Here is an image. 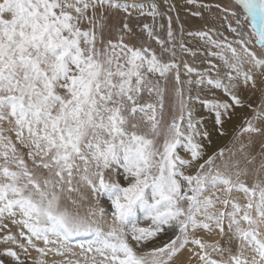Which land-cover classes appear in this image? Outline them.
<instances>
[{"label": "snow or ice", "instance_id": "1", "mask_svg": "<svg viewBox=\"0 0 264 264\" xmlns=\"http://www.w3.org/2000/svg\"><path fill=\"white\" fill-rule=\"evenodd\" d=\"M233 4L215 7L235 20L241 51L195 33L221 50L213 55L224 75L183 65L195 83L227 97L202 101L220 135L244 107L238 82L255 89V71L264 84V0ZM108 9L159 15L154 3L136 0H0V257L27 264L32 249L34 264H47L48 254L63 257L53 264H176L186 249L196 264H264V104L234 131L233 140L248 137L239 157L220 148L205 158L198 138L208 133L192 119L182 84L193 81H181L175 46L148 24L160 56L127 43V23L105 40ZM255 137L253 155L245 149ZM82 189L106 198L110 213Z\"/></svg>", "mask_w": 264, "mask_h": 264}, {"label": "rangeland", "instance_id": "2", "mask_svg": "<svg viewBox=\"0 0 264 264\" xmlns=\"http://www.w3.org/2000/svg\"><path fill=\"white\" fill-rule=\"evenodd\" d=\"M129 2H131V0H129ZM136 2L145 3L149 6L154 3L159 15L155 17L146 14L140 15L138 10H130L131 15H128L121 10L108 9L104 21H102V23L106 25L104 30L105 40L117 39L119 30L124 23H127L131 30V35L126 37V42L137 46L143 44L144 46L151 48L158 56H160L162 54L161 45L157 43L155 39H150L147 33L143 30V25L148 24L153 28L154 35L159 37L160 40L165 41L166 47L171 48L174 45L176 52L175 59L181 67V81H187L188 79L193 81L190 85L182 84V87L185 89V95L191 97L188 101V106L192 112V119L194 122L198 123V127L202 132L206 131L208 133L207 138H198L199 142L203 144L205 158L207 155H211L220 148L229 150L225 153L226 157L231 151H235L237 157H239L241 155L239 151L240 143L243 142L247 144L248 137L243 136L238 141L233 140L234 131L244 118L253 115V108H257L264 104V92L261 91V89L264 88V84L261 83L259 73L255 71L253 72L257 80V87L255 89H253L251 85L245 86L242 80L238 82L234 91L244 102V107H237L235 109L233 118L225 122L224 132L226 134L220 135L214 125V115L203 106L202 101L211 98L227 99L223 90L215 89L207 84H197L195 83V74H192L189 77L185 75L183 71L184 63L196 68L198 71H208L214 78L216 77L217 70H219L221 76L227 71L221 57L213 55V53L220 52L221 50L215 48L200 36L195 35V33L209 32V35L215 39L224 40L226 38L228 42L233 44V47H236L238 51H241V46L235 43L240 39V36L231 31L232 27H237L235 20L232 18L230 12L224 13L215 7L216 4H220L222 8L235 7L233 0H196V4H189L188 0H136ZM202 4L208 5V7H200ZM237 11H241V9L237 8ZM196 12H199L200 15H193V13ZM169 21L171 22V30L173 33L171 44L168 43ZM247 31L250 33L251 30L247 29ZM190 33L192 34L190 35ZM245 40L249 41L248 47L250 49L256 51L258 54L260 53L261 50L249 39V37L246 36ZM181 44L189 49V51L186 52L182 50L180 48ZM224 56L230 57L231 53L225 51ZM171 58L170 53L163 54V59L165 61ZM248 67L247 64L244 65L245 70H247ZM145 99H148L147 95H145ZM170 104V97H166L165 112L169 115L171 114ZM248 105H251L252 107L249 108ZM239 117H241V119L238 120ZM259 123L264 122H258V124ZM254 139L256 141L255 145L245 149L253 155L258 153L260 142L259 137H255ZM181 154L183 155L184 153L181 152ZM258 162L259 158L257 159V163ZM81 191L83 195L87 197L88 203L96 204L98 208H103L106 212L110 213L106 198H94L89 189H82ZM71 195L73 198L79 197L78 193H71ZM9 227L15 231V228L11 224H9ZM204 238L208 240L220 239L218 233L211 236H205ZM31 251L32 249H29L30 256L27 260V264H34V260L40 258L38 253H35L33 257L32 254L34 253ZM76 252L77 258H79V249H76ZM182 253H185L182 259H179V257H181L180 254L175 257L176 264H196L194 258L191 261L189 260L190 254L186 249L183 250ZM51 258L53 262H58L63 259V257L54 254H52ZM0 261H3L4 264H10L9 258L6 256L0 257Z\"/></svg>", "mask_w": 264, "mask_h": 264}, {"label": "bare ground", "instance_id": "3", "mask_svg": "<svg viewBox=\"0 0 264 264\" xmlns=\"http://www.w3.org/2000/svg\"><path fill=\"white\" fill-rule=\"evenodd\" d=\"M241 109V108H240ZM239 111V110H238ZM239 119H241V117H239L238 118V120ZM32 253H34V254H32V256L34 257V255H35V253H37L36 251H34V250H32L31 251ZM38 255V254H37ZM180 255H181V257H179V259H182L183 257H184V255H185V253H180ZM52 254H48V255H46L45 257H43V259H45L46 260V262H47V264H53V260H52ZM183 260H185V259H183ZM186 261V260H185ZM33 264V263H32Z\"/></svg>", "mask_w": 264, "mask_h": 264}]
</instances>
